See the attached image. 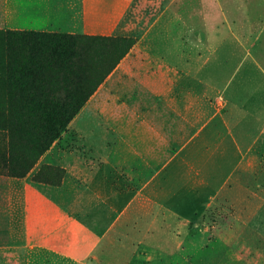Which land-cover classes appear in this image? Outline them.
<instances>
[{
    "label": "rangeland",
    "instance_id": "obj_1",
    "mask_svg": "<svg viewBox=\"0 0 264 264\" xmlns=\"http://www.w3.org/2000/svg\"><path fill=\"white\" fill-rule=\"evenodd\" d=\"M249 3L257 5L264 3V0H0L2 32L101 34L130 37L133 40L132 47L119 62V70L112 76L115 67L106 76L70 120L60 137L47 149L55 145L54 151L48 154L46 150L39 157L25 175L27 182L55 186L59 191L56 190L55 194H58L54 197L61 201L63 192L57 187L62 186L64 172L60 171L64 169L60 167V162L72 163L74 172L71 173L75 177L73 183L78 184L79 165L84 164L80 162L93 163L97 160L89 145L84 144V137H110L116 132L125 133L128 130L127 121L142 120L144 115L149 118V113L144 112L149 107L151 119L153 115L158 116V112L154 113L153 109L158 105L159 90L163 91V88L167 90L166 95L163 94L167 111L161 115H166L168 123L176 119L175 113L170 110L175 104L183 105L186 110L183 112L184 119L200 117V121L203 120L208 113L205 84L189 77H180L179 73L195 72L200 78H214L217 73L215 69L212 71L214 65L207 67L201 62L190 63V57H196L205 51L200 40L206 34L207 25L222 24L223 8L245 9L249 6L243 5ZM150 25L155 27L149 29ZM169 26L170 30H164ZM177 26H183L187 30L176 31ZM191 26L194 27L193 31L188 30ZM137 40L140 42L134 48ZM3 67L0 47V73ZM59 78L60 76L53 77L55 81ZM4 80V75L0 74V101L9 94L4 87ZM191 107L193 111L189 110ZM28 121L31 125L32 119ZM42 124L36 126L42 128ZM166 132L169 137L174 129L167 127ZM28 135L34 133L23 138L22 148L28 145ZM174 146L177 145L168 144V157ZM201 146L204 152L191 153L178 162L179 167L168 170V209L165 215L170 217L172 209L185 221L167 225V249L159 248L157 241L151 239L153 234L146 231L150 228L145 230L148 225L145 224L146 215L142 209L132 208L124 212L122 221L115 226L114 231L105 234L95 250L96 254L79 257L36 247L20 257L22 263L246 264L250 261L247 264H264V251L257 244L258 241L252 236L245 239L239 236L240 230L244 231L240 226L242 218H248L251 225L264 232V175H247L242 179L236 176L234 186L231 185L226 191H218L225 178L224 168L228 167L226 154L220 149L213 151V145ZM203 154L209 156V160L196 159ZM91 163L86 171L88 173L95 169ZM66 165L70 167V164ZM84 166L85 164L83 171ZM39 170L43 171L42 178L52 182L34 181L32 178ZM91 177L93 174L90 179ZM17 179L0 175V244H4L5 233L9 228L5 221L9 217L10 200L15 202L18 197H25V192L22 191L25 184L16 182ZM17 183L19 188L15 186ZM43 186L37 189V199L42 202L46 197V187ZM256 187L262 190L256 192ZM87 200L88 204L101 203L93 197ZM210 200L214 203L207 206ZM12 209L19 210L15 204ZM102 209L103 207L97 210L96 207L88 206L86 214L100 219L98 215L102 214ZM39 214L41 215L40 208ZM201 224L203 227L199 229ZM241 244L251 246L245 250ZM238 248L246 251L245 256ZM15 258L0 256V264Z\"/></svg>",
    "mask_w": 264,
    "mask_h": 264
},
{
    "label": "crops",
    "instance_id": "obj_2",
    "mask_svg": "<svg viewBox=\"0 0 264 264\" xmlns=\"http://www.w3.org/2000/svg\"><path fill=\"white\" fill-rule=\"evenodd\" d=\"M245 5L249 7L238 10L223 8L222 24L207 25L206 34L200 40L205 51L190 57V63L201 62L207 67L214 65L212 71H217L214 78H200L195 72L179 73L180 77L205 84L208 113L203 120L200 121V117L184 119L183 105L175 104L170 110L176 119L168 123L166 115H161L167 111L163 96L167 90L163 88V91L159 90L158 105L153 109L158 116L153 115L151 119L149 107L144 110L149 113V118L144 115L142 120L127 121L125 133L116 132L110 137H84V144L89 145L97 160L80 162L85 164V171L84 164L79 165L78 184L73 183L72 163L60 162L64 169L62 186L57 187L63 192L61 201L54 197L58 194H55V186L28 183L27 177L17 179L16 182L25 184L22 187L25 197H18L15 202L10 200L8 204L9 217L5 222L9 228L4 244H0V256L16 258L7 260L5 264H23L20 257L36 247L79 257L96 254L95 250L105 234L114 231L124 212L132 208L142 209L148 225L145 230L150 228L146 231L153 234L151 239L157 241L159 248L167 249V225L185 221L172 209L170 217L165 215L168 209V170L179 167L178 162L189 154L204 152L201 145H213V151L220 149L226 154L228 167L224 168L225 178L218 191L234 186L236 176L242 179L247 175H264V3ZM153 27L150 25L148 28ZM170 29V26L164 28ZM175 30L182 32L187 29L177 26ZM188 30L193 31L194 27ZM139 42L137 40L134 48ZM120 65L116 66L112 76ZM189 110L193 111L192 107ZM167 127L174 129L169 137ZM168 144L177 145L171 149L169 157ZM54 149L55 145L47 153ZM209 158L204 154L196 157L201 160ZM90 163L95 169L88 173ZM41 185L46 187L43 202L37 199V189ZM255 190L262 188L256 187ZM88 196L103 206L88 204ZM211 203L214 201L207 202V206ZM14 204L19 210L12 209ZM88 206L97 210L103 207L102 214L98 215L100 219L86 214ZM240 226L244 231L240 230L239 236L243 239L252 236L262 246L263 252L264 232L251 225L248 218L240 219ZM201 227L202 224L199 229ZM163 240L165 243H161ZM249 245L240 246L248 250ZM242 251L245 256L246 251Z\"/></svg>",
    "mask_w": 264,
    "mask_h": 264
},
{
    "label": "trees",
    "instance_id": "obj_3",
    "mask_svg": "<svg viewBox=\"0 0 264 264\" xmlns=\"http://www.w3.org/2000/svg\"><path fill=\"white\" fill-rule=\"evenodd\" d=\"M131 42L130 37L101 34L0 31V74L9 93L0 101V175L25 177L128 53ZM28 131L34 135H28L22 148L23 138L32 134ZM42 173L32 179L51 183Z\"/></svg>",
    "mask_w": 264,
    "mask_h": 264
},
{
    "label": "water",
    "instance_id": "obj_4",
    "mask_svg": "<svg viewBox=\"0 0 264 264\" xmlns=\"http://www.w3.org/2000/svg\"><path fill=\"white\" fill-rule=\"evenodd\" d=\"M194 226H197V225H194Z\"/></svg>",
    "mask_w": 264,
    "mask_h": 264
}]
</instances>
